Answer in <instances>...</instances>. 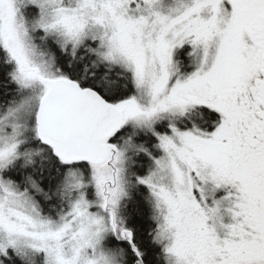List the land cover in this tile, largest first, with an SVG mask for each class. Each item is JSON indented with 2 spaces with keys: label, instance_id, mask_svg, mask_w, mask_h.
I'll return each instance as SVG.
<instances>
[{
  "label": "snow or ice",
  "instance_id": "6c2138e0",
  "mask_svg": "<svg viewBox=\"0 0 264 264\" xmlns=\"http://www.w3.org/2000/svg\"><path fill=\"white\" fill-rule=\"evenodd\" d=\"M0 264H264V0H0Z\"/></svg>",
  "mask_w": 264,
  "mask_h": 264
}]
</instances>
